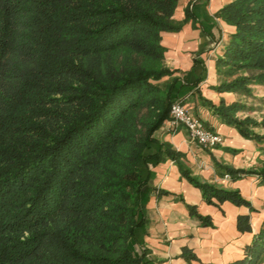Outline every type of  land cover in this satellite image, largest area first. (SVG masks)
Segmentation results:
<instances>
[{
	"label": "trees",
	"instance_id": "1",
	"mask_svg": "<svg viewBox=\"0 0 264 264\" xmlns=\"http://www.w3.org/2000/svg\"><path fill=\"white\" fill-rule=\"evenodd\" d=\"M179 2L0 0V264H143L131 246L144 221L139 165L179 101L162 43L182 28ZM217 15L235 26L217 67L244 74L214 88L248 94L264 85V0H233ZM201 102L243 136L264 139V121L238 116L245 102ZM178 155L162 144L154 157ZM221 170L232 179L252 172ZM184 174L208 202L250 204L238 189ZM238 228L250 229L247 215ZM263 258L264 222L245 256L227 264Z\"/></svg>",
	"mask_w": 264,
	"mask_h": 264
},
{
	"label": "crops",
	"instance_id": "2",
	"mask_svg": "<svg viewBox=\"0 0 264 264\" xmlns=\"http://www.w3.org/2000/svg\"><path fill=\"white\" fill-rule=\"evenodd\" d=\"M233 0H180L174 18L181 22L179 31L163 33L165 63L176 69L179 81L174 95L181 100L206 127L222 135L224 141L203 147L190 140L183 125L166 121L154 134L139 168L146 184L141 192L144 219L131 240L143 264H227L245 256L264 222V182L257 171L264 169V139L243 136L239 130L221 121L213 110L201 102V96L218 104L221 98L237 100L234 92H218L217 59L235 31V26L217 15ZM191 6L195 18L186 19ZM202 76L198 84H193ZM162 144L180 155L154 157ZM222 166L243 168L252 172L232 179L222 174ZM227 189H238L250 202L238 205L230 200L213 198L208 202L201 188L184 174ZM193 207V211L191 210ZM198 214L210 217L212 225H204ZM249 217L250 229L238 228L239 216ZM184 248L195 258L186 259ZM264 264V258L259 262Z\"/></svg>",
	"mask_w": 264,
	"mask_h": 264
},
{
	"label": "built area",
	"instance_id": "3",
	"mask_svg": "<svg viewBox=\"0 0 264 264\" xmlns=\"http://www.w3.org/2000/svg\"><path fill=\"white\" fill-rule=\"evenodd\" d=\"M168 122L172 125H183L190 140L203 147H213L224 141L220 133L208 129L181 100L172 104ZM225 176L230 177L229 174Z\"/></svg>",
	"mask_w": 264,
	"mask_h": 264
},
{
	"label": "rangeland",
	"instance_id": "4",
	"mask_svg": "<svg viewBox=\"0 0 264 264\" xmlns=\"http://www.w3.org/2000/svg\"><path fill=\"white\" fill-rule=\"evenodd\" d=\"M228 67H222L218 69V77L217 81L220 84L223 80H231L235 76L239 74H244L243 70H237L233 73V75H228ZM166 79V78H165ZM251 92L248 94H245L241 91L234 92V97L237 100H241L247 104V109L244 111H241L238 113V116L240 117H247L250 116L257 120L258 122L264 121V101L262 98L264 97V85H257V84H251ZM233 92V91H232ZM257 130L264 134V127H258Z\"/></svg>",
	"mask_w": 264,
	"mask_h": 264
}]
</instances>
